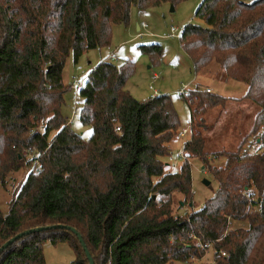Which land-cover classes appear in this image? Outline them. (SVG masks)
<instances>
[{
  "label": "trees",
  "instance_id": "trees-1",
  "mask_svg": "<svg viewBox=\"0 0 264 264\" xmlns=\"http://www.w3.org/2000/svg\"><path fill=\"white\" fill-rule=\"evenodd\" d=\"M161 1L0 0V246L61 224L80 234L94 264H190L209 247V264H264V0H201L195 17L203 24L188 23L178 36L195 73L217 65L258 107L234 151L210 156L202 135L206 111L228 98L186 88L176 97L188 107L190 137L178 169H167L162 157L180 126L173 98H134L125 89L135 70L128 58L100 60L78 85L88 137L61 113L69 57L107 46L131 6ZM139 50L153 60L161 53L154 43ZM219 156L223 164L212 166ZM190 157L217 182L196 209ZM181 206L187 212L178 213ZM46 241L66 242L71 264H89L66 227L23 235L0 251V264H43Z\"/></svg>",
  "mask_w": 264,
  "mask_h": 264
},
{
  "label": "rangeland",
  "instance_id": "rangeland-1",
  "mask_svg": "<svg viewBox=\"0 0 264 264\" xmlns=\"http://www.w3.org/2000/svg\"><path fill=\"white\" fill-rule=\"evenodd\" d=\"M201 0H163L157 5L138 10L131 6L129 19L126 24H114L110 42L107 46L90 49L82 53L76 62L69 57L63 70V82L69 87L63 94L61 113L72 130L80 133L84 138L90 134V126L82 125L78 120L81 105L77 95V87L89 69L100 60L119 63L128 58L135 63L133 74L127 79L125 89L137 100H144L156 94L167 93L173 98V105L178 114L180 126L176 135L169 142L170 154L162 157L169 170H176L182 162L179 152L182 144L189 139V110L186 103L177 98L183 86L187 89L198 86L209 88L211 92L227 97L225 104L216 106L204 114L208 125L202 131L205 140V150L211 154L220 151H234L242 138L249 132L254 115L258 107L251 100L242 97L246 91L243 83L227 79L217 65L213 64L208 73H195L190 58L182 49L178 37H171L172 30L179 31L188 23L203 24L195 17V11ZM142 24L146 27L143 28ZM141 28L136 30V27ZM138 32L142 36H137ZM159 44L160 56L157 59L143 54L139 45ZM114 57V59H112ZM151 87V88H150ZM206 125V126H207ZM185 129L184 133H181ZM244 148L248 144L244 143ZM253 148L249 147V151ZM191 169V191L195 203L193 209L201 207L205 199L209 198L217 188V182L210 171L197 158L188 159ZM223 156L210 161L212 166L223 164ZM17 178L20 174L15 175ZM203 180L209 182L203 184ZM176 201L180 195L175 193ZM6 210V205H1ZM178 213L187 212V206L178 208ZM243 226L246 225L244 221ZM212 248L205 250L200 260L190 261V264H209L212 262ZM43 264H71L73 251L66 242L43 244ZM186 264V263H180Z\"/></svg>",
  "mask_w": 264,
  "mask_h": 264
},
{
  "label": "water",
  "instance_id": "water-1",
  "mask_svg": "<svg viewBox=\"0 0 264 264\" xmlns=\"http://www.w3.org/2000/svg\"><path fill=\"white\" fill-rule=\"evenodd\" d=\"M203 184L205 185H208L209 182L206 181V180H203ZM62 228V227H66V228H69L74 234L75 236L77 237L78 241L80 242L81 246H82V249L84 250L85 252V255L88 259V262L89 264H94L93 263V259L91 258L89 252L86 250V247L84 245V242L80 236V234L73 228H70V227H67V226H64V225H61V224H57V225H52V226H47V227H36V228H31V229H28V230H25V231H22V232H19L17 234H15L14 236H12L11 238H9L8 240H6L1 246H0V251L3 250L4 248H6L8 245H10L13 241H15L16 239L22 237L23 235L25 234H29V233H32V232H35V231H41L43 229H48V228Z\"/></svg>",
  "mask_w": 264,
  "mask_h": 264
},
{
  "label": "built area",
  "instance_id": "built-area-1",
  "mask_svg": "<svg viewBox=\"0 0 264 264\" xmlns=\"http://www.w3.org/2000/svg\"><path fill=\"white\" fill-rule=\"evenodd\" d=\"M142 27L145 28L146 25H145V24H142ZM140 29H141V28H140ZM140 29L138 28V30H140ZM179 33H180V30H179V31L172 30V32L170 33V36H171V37H178V36H179ZM137 36H142V33H141V32H138ZM112 59H114V57H112ZM150 88H151V87H150ZM182 92H183V93L186 92V86H183V87L180 89V92H179V93H182ZM153 94H156L155 90L153 91ZM185 131H186V130L183 129L181 133H184ZM179 156L183 157L182 149H181L180 152H179ZM205 246H206V245H204V247H205Z\"/></svg>",
  "mask_w": 264,
  "mask_h": 264
},
{
  "label": "crops",
  "instance_id": "crops-1",
  "mask_svg": "<svg viewBox=\"0 0 264 264\" xmlns=\"http://www.w3.org/2000/svg\"><path fill=\"white\" fill-rule=\"evenodd\" d=\"M138 28H139V27L137 26V27H136V30H138ZM139 29H140V28H139Z\"/></svg>",
  "mask_w": 264,
  "mask_h": 264
}]
</instances>
